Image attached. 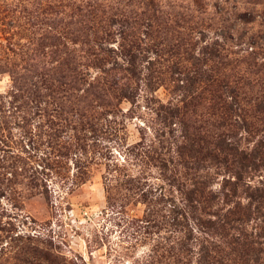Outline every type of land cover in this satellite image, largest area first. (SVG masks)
I'll return each mask as SVG.
<instances>
[{"label":"rangeland","instance_id":"374dc122","mask_svg":"<svg viewBox=\"0 0 264 264\" xmlns=\"http://www.w3.org/2000/svg\"><path fill=\"white\" fill-rule=\"evenodd\" d=\"M240 79L264 93V0H0V264H145L146 209L200 182L245 218L205 246L246 235L264 264V112L233 105Z\"/></svg>","mask_w":264,"mask_h":264},{"label":"trees","instance_id":"16d2710c","mask_svg":"<svg viewBox=\"0 0 264 264\" xmlns=\"http://www.w3.org/2000/svg\"><path fill=\"white\" fill-rule=\"evenodd\" d=\"M101 31V30H100ZM103 36H100L99 43H95L93 47L88 49V52L93 57L91 64L98 69H101L102 62L110 57V50L103 48V41L108 34L106 30L101 31ZM115 70V69H112ZM211 80L207 78L206 82L209 83ZM213 82V81H212ZM214 83V82H213ZM212 83V84H213ZM216 85V84H214ZM217 86V85H216ZM233 93V105L238 109L242 110L244 107L249 110L253 108L256 112H264V93L254 90L251 82L248 79H240L236 81L232 90ZM214 147L219 151L220 148L217 145ZM221 147V146H220ZM228 146H225L226 150ZM210 146H207V157L210 155ZM215 148H213V157L218 158L215 155ZM225 152L222 148V152L225 156L221 160L226 163L229 156V152ZM251 154L245 153L244 159H247ZM264 157V153H261ZM229 162V161H228ZM231 164L232 161H231ZM159 167H166L165 164L159 165ZM241 169V167H240ZM238 180V176L236 177ZM134 182V183H133ZM120 183V182H119ZM237 183H231L235 185ZM119 190L125 191L126 193L132 192L133 195L139 194L143 190L142 184L139 181L130 179L128 181L118 184ZM194 188L189 189L182 193L184 206H178L173 201L164 200L161 198L155 199L154 205L149 206L142 219L139 221L144 224L143 228L149 229L151 235L155 239V243L145 258V264H191V256L197 257V264H255L259 263V259H252L248 252L249 243H247L246 235L242 239L231 238L226 248L217 249L216 245L205 246L210 242L206 238H202V232L207 234L205 230L211 231L214 235H217L223 243L224 240L230 235L229 230L236 229L235 226H239L244 222V214H241L240 204L233 203V199H228L226 202L227 208L223 209L222 214L217 211H211V208L202 207V201L207 203H214L217 199L216 195L211 192L207 194L204 192V185L202 182L194 183ZM203 186V187H202ZM235 193V192H233ZM145 193H142L144 197ZM108 197V196H107ZM227 198V196H225ZM110 198V197H108ZM229 203H233L230 206ZM208 207V206H207ZM199 212L202 214L212 216L214 220H206L202 222L200 216H193L194 213ZM203 212V213H202ZM192 221L196 227V231L191 228L189 221ZM239 224V225H238ZM141 228V226L139 227ZM203 228V231H202ZM198 232V233H197ZM200 233V234H199ZM234 244L232 246L231 244ZM194 250H196L195 253Z\"/></svg>","mask_w":264,"mask_h":264}]
</instances>
